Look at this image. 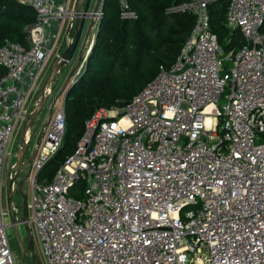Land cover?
Listing matches in <instances>:
<instances>
[{"label":"built area","instance_id":"built-area-1","mask_svg":"<svg viewBox=\"0 0 264 264\" xmlns=\"http://www.w3.org/2000/svg\"><path fill=\"white\" fill-rule=\"evenodd\" d=\"M17 1L37 19L28 45L0 46V264H22L3 201L9 147L23 119L30 142L27 103L54 62L51 94L76 18V0ZM212 1L172 7L194 16L175 63L124 107L96 109L46 182L40 173L66 134L65 97L50 102L28 174L29 224L44 264H264V0L230 1L226 25L246 44L227 53L212 30ZM119 3L123 17L135 15L129 0ZM102 16L99 9L97 27Z\"/></svg>","mask_w":264,"mask_h":264},{"label":"trees","instance_id":"trees-1","mask_svg":"<svg viewBox=\"0 0 264 264\" xmlns=\"http://www.w3.org/2000/svg\"><path fill=\"white\" fill-rule=\"evenodd\" d=\"M185 0H129L133 17H123L119 0H105L103 16L85 70L65 97L66 134L60 150L48 161L39 179L49 182L72 155L85 132V122L99 107H124L159 73L171 67L187 40L194 16L172 10ZM231 0H213L212 30L227 53L246 44L238 30L226 25ZM32 7L17 0H0V46L7 40L27 45L26 25L36 22ZM84 54V53H83ZM231 62L224 64L223 74ZM5 69L0 65V79ZM82 197L80 194H76Z\"/></svg>","mask_w":264,"mask_h":264},{"label":"rangeland","instance_id":"rangeland-1","mask_svg":"<svg viewBox=\"0 0 264 264\" xmlns=\"http://www.w3.org/2000/svg\"><path fill=\"white\" fill-rule=\"evenodd\" d=\"M25 28L29 33L31 24L26 25ZM63 41H64V46L65 45L68 46L69 42L71 41V38H68V36H65ZM223 52L225 53L224 50ZM83 53H84L83 54V58H84L85 55L87 54V50L83 51ZM82 64H83V61L79 63V60L74 58L73 61H71L68 65L62 67L60 73L54 77L51 94L48 97H44L43 94H44L45 88L47 87V81L51 78L52 70L54 68V62L49 63V65L46 67L45 72L38 84V87L35 89V91L33 92L32 96L30 97L27 103L26 115H25L26 118L36 113V111L41 105H43V108L41 112H39L35 117L31 119L30 142L28 143V151L24 159L25 164H23L21 171L19 173H18V169H19L18 161H19L22 151L25 148V145H24L25 143L21 136L26 126V122H25L26 119L21 120L19 126L17 127L15 136L9 147V154L7 156V160L5 164L3 201L5 205L7 206V189H8L9 182L11 180V176L14 177L15 174L18 173V176L15 181V185H14L13 197H14V203L16 207L15 211L18 212L19 218H21L23 214L22 192L25 193L27 196H29L28 194L30 193L28 174H29L31 165H29V163H30V160L34 152L36 151L37 141L40 136L44 135V130L48 127L50 119H51L50 102L54 100L56 96L60 97L62 96V94H65L67 92L69 85L66 89L64 88L66 80L68 79V77L66 79V73H68V76H69L72 71L77 72ZM61 100H62V97L58 98V100L56 101V106L60 103ZM21 186H22V191H20ZM6 221L9 222L8 217H6ZM8 232L10 235L11 247L19 255L17 251L16 242L13 237V229L9 228ZM32 232H33V229H32ZM21 235L24 241L27 243V238H26L23 226H21ZM35 243H36V254L43 262L44 260L42 258L40 247H39V244L37 243L36 238H35Z\"/></svg>","mask_w":264,"mask_h":264},{"label":"water","instance_id":"water-1","mask_svg":"<svg viewBox=\"0 0 264 264\" xmlns=\"http://www.w3.org/2000/svg\"><path fill=\"white\" fill-rule=\"evenodd\" d=\"M105 0H76L75 11V25L74 28H70L68 31L69 36L72 38L71 42L67 46V48L62 52L60 58L58 59L55 70H61L62 67L68 65L75 58L76 54L79 55V63L83 60V49L85 47L86 41L90 35L92 28L96 25V13L99 9H103V4ZM96 2V3H95ZM90 20V24L86 28L87 21ZM100 24V22H99ZM86 28V30H85ZM97 34V33H96ZM84 35V37H83ZM249 46H252V42H249ZM74 71L70 73L64 88L66 89L70 83L71 78L73 77ZM72 84L69 85L67 91L71 87ZM67 94V92H66ZM44 97L45 94H43ZM54 104V103H53ZM54 106V105H53ZM43 105H41L36 113L30 116V119L35 117L39 112H41ZM53 113V107L51 108V116ZM27 132V127L24 128L22 139L25 141V134ZM39 147V143H38ZM28 151V143L25 144V148L22 151L18 164L19 169L18 173L21 171L23 164H25L24 159L27 155ZM36 154L34 152L29 165H32V160ZM18 173L15 174L14 177L11 178L8 189H7V208L9 212V217L11 220L10 227L13 229V237L16 242L17 251L19 253L22 264H44L42 260L36 254V243L35 236L32 232V228L29 224V208H28V196L22 192L23 196V214L21 219L17 218L15 212V203H14V185ZM29 176V175H28ZM20 191H22V186L20 187ZM21 226H23L25 235L27 238V243H25L22 235H21Z\"/></svg>","mask_w":264,"mask_h":264},{"label":"crops","instance_id":"crops-1","mask_svg":"<svg viewBox=\"0 0 264 264\" xmlns=\"http://www.w3.org/2000/svg\"><path fill=\"white\" fill-rule=\"evenodd\" d=\"M95 1H97V0H95ZM96 3V2H95ZM97 21V20H96ZM90 24V20H88L87 21V24H86V28H87V26ZM86 28H85V30H86ZM97 31H98V27H97V24L92 28V30H91V32H90V35H89V37H88V39H87V41H86V44H85V47H84V49H83V51H85V50H87V51H89V49H90V46H92V44H93V42H94V40H95V38H96V33H97ZM83 37H84V35H83ZM28 40V39H27ZM28 42V41H27ZM27 45H28V43H27ZM75 59H77V60H79V55H78V53L76 54V57H75ZM67 77H68V73H66V79H67ZM60 97H62V99L64 98V97H66V93L65 94H62V96H60ZM59 97V98H60Z\"/></svg>","mask_w":264,"mask_h":264},{"label":"flooded vegetation","instance_id":"flooded-vegetation-1","mask_svg":"<svg viewBox=\"0 0 264 264\" xmlns=\"http://www.w3.org/2000/svg\"><path fill=\"white\" fill-rule=\"evenodd\" d=\"M15 210H16V208H15ZM16 212V211H15ZM16 215H18V212H16ZM19 216V215H18ZM26 243V242H25Z\"/></svg>","mask_w":264,"mask_h":264}]
</instances>
